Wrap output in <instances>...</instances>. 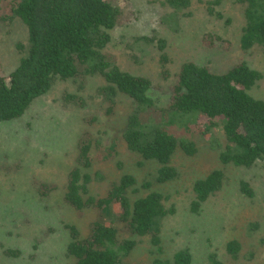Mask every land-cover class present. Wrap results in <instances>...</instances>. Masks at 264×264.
Instances as JSON below:
<instances>
[{"label":"rangeland","instance_id":"374dc122","mask_svg":"<svg viewBox=\"0 0 264 264\" xmlns=\"http://www.w3.org/2000/svg\"><path fill=\"white\" fill-rule=\"evenodd\" d=\"M111 1L122 7L124 18L110 30L111 40L105 50L121 69L151 79L148 94L157 109L167 107L174 73L184 60H193L215 72H224L238 60H244L263 74L248 92L264 100V50L259 45L240 48L244 20L235 0H221L216 7L223 18L210 16L204 0H191L184 13H180L175 31L159 20L168 8L158 1ZM226 18L230 24L225 23ZM153 31L166 39L168 61L163 68L155 45L140 46L141 41H136L140 35ZM208 34H217L230 43H213ZM26 45L24 24L19 20H0V74H7L18 64ZM102 83L100 76L58 79L24 116L0 125V264L73 262L65 251L69 239L65 226L74 224L80 235L86 236L89 223L96 216L94 209L78 215L61 196L84 130L95 138L90 150L94 156L111 146L114 149L109 159L100 160L97 156L92 162L89 170L99 175L89 185L91 194L104 196L112 181L130 173L140 188L129 194L131 198L144 194L147 190L140 183L148 181L149 189L162 192L165 206L173 209L161 224V250L151 245L148 238L133 236L136 245L124 258V264H154V258L170 259L183 248L190 251L191 264H208L210 253H215L223 264H264V159L251 167L221 163L218 154L225 142L220 121L217 119L207 128L208 120L199 115L193 128L188 124L169 125L176 135L193 141L197 150L193 155L176 150L171 159L177 169L176 178L155 183L159 164L141 160L128 150L121 136L131 108L130 99L119 96L115 112L108 114L107 104L98 91ZM33 125L38 129L29 127ZM200 128L207 129L200 132ZM212 169L222 170L221 187L202 203L198 212H192V184ZM37 181L55 184L56 188L40 195ZM241 181L251 188L250 196L240 191ZM120 233L128 235L122 229ZM230 239L240 243L237 257L225 250ZM7 247L18 249L19 256L4 254Z\"/></svg>","mask_w":264,"mask_h":264},{"label":"trees","instance_id":"16d2710c","mask_svg":"<svg viewBox=\"0 0 264 264\" xmlns=\"http://www.w3.org/2000/svg\"><path fill=\"white\" fill-rule=\"evenodd\" d=\"M152 1L168 8L159 20L173 31L178 29L180 13L191 4V0ZM204 1L210 16L223 18L216 8L221 0ZM235 2L244 20L240 29V48L246 50L259 45L264 50V0ZM123 15L122 7L111 0H0V20H19L27 33V45L18 64L7 74H0V125L24 116L32 103L46 94L58 79L100 76L103 83L98 91L107 104L108 114L115 112L119 96L130 99L131 108L121 136L128 150L139 155L141 160L159 164L155 183L176 178L177 169L171 164L176 150L187 155H193L197 150L193 141L179 137L169 125L188 124L193 128L199 115L208 120L207 128L217 119L220 121L225 142L218 154L221 163L251 167L257 160H263L264 100L248 92L262 78V72L244 60H238L224 72L184 60L174 73L167 107L157 109L148 94L151 79L121 69L105 50L111 40L110 30L124 18ZM225 23L230 24V19L226 18ZM208 35L213 43H230L217 34ZM136 41H141L140 46L142 43L155 45L162 68L165 66L168 55L164 37L153 31L140 35ZM29 127L38 129L34 125ZM28 136L26 133L27 139ZM80 137L75 164L67 173L62 201L78 215L86 209H94L96 216L89 223L86 236H81L74 224L65 226L69 235L65 251L73 260L71 264H124V258L136 245L133 236L146 237L151 245L160 249L162 221L173 212L164 204L166 197L158 190L149 189L150 182L143 181L140 187L147 191L131 198L129 194L140 188L136 177L130 173H123L117 182L112 181L104 196L91 194L89 185L94 176L99 175L89 170L92 162L97 156L100 160L109 159L114 149L111 146L94 156L90 150L95 138L85 130ZM222 178L221 169H212L193 182L190 211L200 210L202 203L221 187ZM37 182L40 195L56 188L55 184ZM239 189L246 196L252 194L244 181L240 182ZM121 229L128 235L121 236ZM240 249L236 239L225 243V250L232 257H237ZM3 253L11 257L20 254L18 249L9 247ZM153 262L191 264L192 256L187 248H183L174 252L170 259L154 258ZM208 264L223 262L215 253H210Z\"/></svg>","mask_w":264,"mask_h":264}]
</instances>
